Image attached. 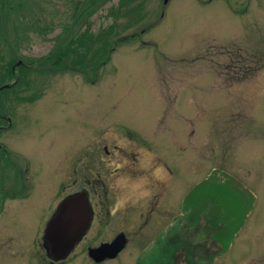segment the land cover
Listing matches in <instances>:
<instances>
[{
    "label": "rangeland",
    "instance_id": "rangeland-1",
    "mask_svg": "<svg viewBox=\"0 0 264 264\" xmlns=\"http://www.w3.org/2000/svg\"><path fill=\"white\" fill-rule=\"evenodd\" d=\"M11 1L16 14L0 7V72L11 58L28 71L15 68V88L0 95V107L21 125L18 133L5 132L11 135L5 143L27 158L39 195L20 208L7 202V237L26 229L13 217H30L34 199L43 236L44 221L70 183L79 185L84 165L107 176L117 163H89L105 145L110 155H135L136 171H167L166 221L181 212L178 203L183 210V201L182 214L190 216L197 199V220L184 219V235L194 233L206 251L198 249L199 264H264V0H168L165 6L129 0L139 21L126 28V19H116L114 32L123 42L104 66L83 74L37 66L68 37L84 35L86 16L73 23L76 0ZM117 3L110 0L87 18L92 39L113 23L103 16ZM143 178L136 177V188L151 187ZM140 219L154 230L155 216L137 210L115 219L129 238L120 264L140 251L133 242Z\"/></svg>",
    "mask_w": 264,
    "mask_h": 264
},
{
    "label": "flooded vegetation",
    "instance_id": "flooded-vegetation-1",
    "mask_svg": "<svg viewBox=\"0 0 264 264\" xmlns=\"http://www.w3.org/2000/svg\"><path fill=\"white\" fill-rule=\"evenodd\" d=\"M20 126L14 123V119L7 113L6 108L0 107V264H120L119 255L129 243V238L128 234L119 230V227H115L114 222L115 219L130 215L134 210L141 214L154 215L156 219L153 231L146 225L145 220L140 219L141 227L135 235L137 236L136 240L133 241L140 251L131 259L130 264H199L198 249L202 250L204 254L206 251L201 249L199 241L193 240L194 233L184 235V229L189 228L184 224V219L187 218L189 222L197 220L194 214V209L198 205L197 199L193 202L190 216L185 217L182 214L184 212L183 201V210L182 202L178 203L181 212L172 215L170 221H166L165 196L167 189L165 188V179L167 171L164 169L165 171L162 173L153 170L150 171V174L148 171H136L138 161L135 155H110L108 147L105 145L101 146L99 156L92 157L89 163L100 165L101 168L103 159L117 163L107 173V176L100 170L94 171L91 170L92 168L88 170L86 164L83 167L79 185L70 181L69 188L71 190L65 197L82 196L86 202V214L89 220L82 236L62 259H55V256L44 248L38 222L39 203H35V199L32 202L30 217L28 216L25 220L22 219V214L13 217L19 225L24 223L26 229L20 233L17 230L18 236L15 235L13 239L8 238L6 235L7 202L15 201V206L20 208L23 207V200L33 199L34 196L39 195V193H35L38 190L31 186L33 179L29 175L27 158L9 148L5 143V138L11 136L6 135L5 132L18 133ZM116 148L113 146L112 153L117 152ZM124 165L126 166L124 167ZM126 168L131 171L127 172ZM8 171L12 180L10 187H8ZM143 176V180L151 181V187L136 188L134 186L136 177ZM121 177L125 183L119 182ZM111 179L117 180L120 187L113 188L109 183V180L112 181ZM22 211L19 209L16 212ZM54 211L55 209L52 211V215L48 216V220L44 221L42 230L53 216ZM28 221L31 224H28ZM10 222L14 221L10 220ZM117 240L123 241V248L115 253L113 245ZM208 242L209 244L214 243L211 240ZM185 251L189 259H184Z\"/></svg>",
    "mask_w": 264,
    "mask_h": 264
},
{
    "label": "trees",
    "instance_id": "trees-1",
    "mask_svg": "<svg viewBox=\"0 0 264 264\" xmlns=\"http://www.w3.org/2000/svg\"><path fill=\"white\" fill-rule=\"evenodd\" d=\"M110 0H76L73 5V23H81L82 18L86 16L85 19V33L82 35L83 32L78 33L75 35V37L72 39L68 37V41H65L63 45H59L51 50V52L48 53V55L43 58L42 60H38L37 66L41 67L44 64H48L50 66L57 67H65L69 66L70 69H76L80 73H86L87 70H90L91 72H95L100 66H104L110 58V54L113 50V48L117 45V43L123 42L119 41L117 38V33L114 32L115 27V20L118 18L126 19L127 22L124 24V27L128 28L130 24L133 22H138L139 17L137 16L136 9H129L127 8L129 0H118L117 5L110 6L103 16V18H112V22L109 26L106 27V29H103L101 32V39L100 36H98L95 39H92V34L89 32V20L87 19L90 17L96 10L100 9L105 3L109 2ZM12 3L11 0H0V7L3 10H11L14 14H16L19 10V7H13L10 5ZM16 4V2H15ZM78 5H82V9H78ZM134 12V14H132ZM3 15L4 12H3ZM138 18H135V17ZM128 17V19H127ZM134 17V18H133ZM113 24V25H112ZM136 24V23H135ZM88 25V26H86ZM94 42H100L98 46L90 51L87 48V44H93ZM18 59H9L6 64V70L4 72H0V85L3 84H11L14 81V77L11 75L10 68L15 61ZM22 61V60H21ZM63 63V64H62ZM23 66L17 67V72L20 69L21 71H28L26 69L25 64L22 61ZM31 64L29 63V66ZM61 69V68H60ZM17 73L15 74V76ZM11 81V82H9ZM19 81V80H18ZM17 82V78H16ZM14 84L13 86H10L8 89L2 90L0 95L2 93H7L10 91H13L12 89L15 88ZM1 106V105H0ZM233 191V190H232ZM238 194L236 191L230 192V197L235 199L236 206L238 208L237 203L240 204V207L242 203L240 202V198L236 195ZM237 219V218H236ZM232 216H230V221L234 222L236 220ZM242 219V218H241ZM210 238V236H208Z\"/></svg>",
    "mask_w": 264,
    "mask_h": 264
},
{
    "label": "water",
    "instance_id": "water-1",
    "mask_svg": "<svg viewBox=\"0 0 264 264\" xmlns=\"http://www.w3.org/2000/svg\"><path fill=\"white\" fill-rule=\"evenodd\" d=\"M167 1L162 0V5L165 6ZM20 65V61L15 62L11 66V73L13 74L14 68ZM9 86V84L0 86V91L9 88ZM86 211V202L80 195L68 196L58 204L43 231L44 248L46 251H50L55 259H62L82 236L89 220ZM113 248L115 253L121 251L123 241L117 240Z\"/></svg>",
    "mask_w": 264,
    "mask_h": 264
}]
</instances>
